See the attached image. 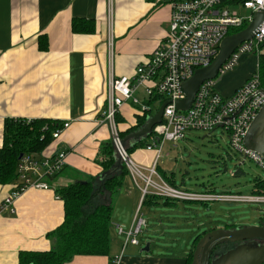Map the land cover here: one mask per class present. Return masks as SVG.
<instances>
[{
    "label": "crops",
    "instance_id": "obj_1",
    "mask_svg": "<svg viewBox=\"0 0 264 264\" xmlns=\"http://www.w3.org/2000/svg\"><path fill=\"white\" fill-rule=\"evenodd\" d=\"M74 18L94 21L95 32L74 33ZM170 19L171 8L167 4L156 7L152 0H0V149L7 119L69 123L59 139L39 156L43 159L58 150L68 153L63 172L47 180L51 188L28 189L14 202V211L0 208V264H18L20 251H46L55 246L48 234L64 221V203L57 197L55 187L71 184L79 176L102 175L101 150L111 138L109 125L102 123L109 81L134 76L137 67L165 41ZM43 35L48 39L47 51L39 49ZM257 65L256 55H244L237 70L227 74L230 79L220 90L222 96L231 97ZM136 96L145 101L142 88ZM139 111L132 101L121 108L120 132L136 125ZM135 144L130 141L127 147ZM131 154L138 165L150 168L158 149L140 148ZM157 166L159 173L173 177L165 167L159 163ZM127 180L129 205L121 208V217H114V209L110 256H77L67 264H110L116 257H120V264H186L187 255L197 245L195 240L187 242L191 251L185 249L177 254H137L138 246L131 245L122 254L123 242L117 227H132L141 200L131 178ZM171 180L176 184L174 177ZM13 187L0 185V206ZM161 201L165 203L152 199L147 206ZM217 228L211 226L204 233Z\"/></svg>",
    "mask_w": 264,
    "mask_h": 264
},
{
    "label": "built area",
    "instance_id": "obj_2",
    "mask_svg": "<svg viewBox=\"0 0 264 264\" xmlns=\"http://www.w3.org/2000/svg\"><path fill=\"white\" fill-rule=\"evenodd\" d=\"M156 7L168 5L171 8L170 27L164 42L151 54L149 59L137 67L133 77L112 78L108 84L106 106L102 123L109 125L117 158L125 165L134 186L141 193L133 225L129 230L118 226L117 234L124 236L122 254L128 245L139 246V236L147 228V221L141 214L142 202L146 196H155L172 202L247 203L264 204V194L240 195L217 193L214 190L193 192L169 184L159 173L157 161L165 142L178 143L187 139L188 133L204 132L212 136L217 130L223 131L230 147L243 157L242 164L253 162L264 171V154H259L244 146L246 133L259 111L264 106V84L260 73V57L264 56V23L253 39L239 45L223 64L218 77L232 72L244 55L257 56L258 65L251 77L231 97H224L216 89V80L202 83L192 105L186 111H179L175 103L185 99L183 83L196 70L208 67L219 52L221 42L233 29L250 24L256 12L264 10V0H152ZM236 8H243L250 15L241 16ZM142 88L147 100L156 96L171 101L163 112L162 123L151 134V144L147 150L158 149L155 163L150 168L138 165L128 153L120 137L116 116L121 108L132 101L141 112L158 110L148 106L136 94ZM164 101V102H165ZM163 102V103H164ZM69 123L53 133L59 139ZM67 152L57 151L42 161L24 157L19 163V180L0 206L2 211H14V202L28 189L49 190L47 180L52 179L66 166ZM241 164V165H242ZM236 173V172H235ZM121 254V255H122ZM120 264V257L111 261Z\"/></svg>",
    "mask_w": 264,
    "mask_h": 264
},
{
    "label": "trees",
    "instance_id": "obj_3",
    "mask_svg": "<svg viewBox=\"0 0 264 264\" xmlns=\"http://www.w3.org/2000/svg\"><path fill=\"white\" fill-rule=\"evenodd\" d=\"M240 1L244 2L245 0H235L234 3ZM247 26L248 24H245L239 29L231 30L229 36L244 30ZM72 31L74 33L92 34L95 32V22L74 18L72 20ZM39 49L42 51L48 50V39L45 35L39 38ZM259 66L264 84V56L260 57ZM145 100L148 106H155L158 110L166 99L156 96ZM139 112L137 113L136 125L120 132L121 139H125L144 126L153 113V111ZM122 122L121 116L117 115L116 123ZM62 126L63 123L49 119L30 121L7 119L4 124L3 146L0 149V185L12 186L16 184L20 175L18 166L24 157L42 161L39 156L55 141L53 133L61 129ZM149 145H152L151 135L136 143L132 148H128V153L136 149H144ZM101 154L103 156L101 161L103 173L101 176H79L80 178L75 179L71 184L55 187L57 197L64 203L63 223L48 234V238L55 240V246L46 251H20L18 264H67L77 256H110L111 228L115 209L113 197L119 194L125 180L130 176L125 165L118 168L117 152L112 138L102 147ZM161 175L169 184L176 186L171 180L173 177L169 178L162 173ZM254 194H264V181L256 180ZM152 199L158 200L160 198L146 196L143 199L142 207L148 205ZM164 201L165 205L173 203L169 200ZM201 236L199 235L195 239L194 245L198 243ZM193 255L194 251L187 255L186 264H192Z\"/></svg>",
    "mask_w": 264,
    "mask_h": 264
},
{
    "label": "rangeland",
    "instance_id": "obj_4",
    "mask_svg": "<svg viewBox=\"0 0 264 264\" xmlns=\"http://www.w3.org/2000/svg\"><path fill=\"white\" fill-rule=\"evenodd\" d=\"M236 10L241 16L250 15V12L243 8ZM236 70L227 74L230 75ZM227 74L223 78L218 77L215 81L219 92L229 83L230 76ZM129 154L136 163L133 154ZM242 162V155L230 147L228 136L221 130H217L212 136L193 131L188 133L184 141L176 144L165 142L163 157L157 161L170 175L173 174L178 187L193 192L213 189L219 194L253 195L256 190V180L264 181V171L251 161L244 164ZM129 183L127 180L126 186L113 197L116 209L114 217H121V208L129 205L126 203L129 200L127 198ZM263 211L264 204L247 203L173 202L165 205L161 201L159 205L149 207L145 205L141 214L148 226L139 236L140 245L137 247V254L148 243L151 244V251L148 253L152 255L173 251L177 254L184 252L185 249L191 251L192 247L187 245V242L192 243L198 235H202V239L205 230L211 226H217L219 229L226 225L253 226L259 223ZM120 238L124 244V236Z\"/></svg>",
    "mask_w": 264,
    "mask_h": 264
},
{
    "label": "water",
    "instance_id": "obj_5",
    "mask_svg": "<svg viewBox=\"0 0 264 264\" xmlns=\"http://www.w3.org/2000/svg\"><path fill=\"white\" fill-rule=\"evenodd\" d=\"M263 23L264 10H261L254 13L252 22L247 28L226 37L221 42L213 62L208 67L196 70L194 75L183 83L185 99L175 103L176 109L186 111L192 105L202 83L216 79L223 64L237 47L253 39ZM170 103L171 101H165L158 111L147 119L144 126L122 140L123 145L126 146L130 141L138 143L151 135L162 123L164 109ZM244 146L251 151L264 154V106L249 127ZM117 165L118 168L122 167L119 159ZM149 251L148 243L141 252ZM192 264H264V211L259 223L253 226L236 229L217 228L208 231L195 247Z\"/></svg>",
    "mask_w": 264,
    "mask_h": 264
},
{
    "label": "flooded vegetation",
    "instance_id": "obj_6",
    "mask_svg": "<svg viewBox=\"0 0 264 264\" xmlns=\"http://www.w3.org/2000/svg\"><path fill=\"white\" fill-rule=\"evenodd\" d=\"M225 228H227V229H230V228H232L231 226L229 227V225L228 226H226ZM206 234V233H205ZM205 234H203V236L205 235ZM198 244V243H197ZM196 247V246H195ZM194 250H195V248H194Z\"/></svg>",
    "mask_w": 264,
    "mask_h": 264
}]
</instances>
